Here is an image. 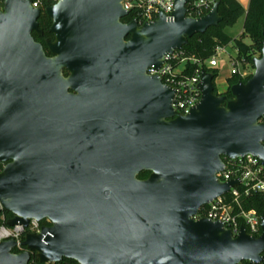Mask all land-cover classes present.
<instances>
[{"label":"water","instance_id":"95a60500","mask_svg":"<svg viewBox=\"0 0 264 264\" xmlns=\"http://www.w3.org/2000/svg\"><path fill=\"white\" fill-rule=\"evenodd\" d=\"M123 1L49 6L48 55L33 36L41 8L0 0V216L13 214L9 227L50 223L25 235L23 252L1 242L0 264L263 261L264 218L257 237L193 216L239 184L218 178L224 158L253 154L264 164V46L252 77L231 86L233 99L203 70L201 100L182 114L177 89L147 70L218 26L219 2L194 19L189 0H176L171 15L140 25L122 22Z\"/></svg>","mask_w":264,"mask_h":264},{"label":"built area","instance_id":"2783aa9c","mask_svg":"<svg viewBox=\"0 0 264 264\" xmlns=\"http://www.w3.org/2000/svg\"><path fill=\"white\" fill-rule=\"evenodd\" d=\"M42 0H32V6L40 7ZM58 2L59 0H52ZM176 0H124L123 8L128 11V16L132 14L133 20L140 25L146 22L157 20L160 14L171 15L175 10ZM215 0H193L187 4V16L190 18H201L207 15L213 8ZM132 20V21H133ZM228 50V47H217L216 53L209 60H201L195 56H188L183 49L174 50L163 57L161 67H149V75H158L166 85L177 89V94L173 101V108L182 113L188 114L190 110L201 100V81L204 66L217 68L219 58ZM237 54V53H236ZM233 68L231 76L238 74L245 78L249 75V70L244 67V59L239 60L237 56L232 57ZM188 64L197 66L193 73L187 71ZM230 76V77H231ZM264 123V114L259 119ZM264 145V142H263ZM225 168L217 176L222 182L239 180V184L232 187L227 194L218 196L206 205H203L199 212L193 216L195 221L207 218L219 221L228 229H231L234 236L240 233L241 226L244 225L247 232L259 237L262 233V216L255 209H246L243 200L253 194H264V164L262 160L248 154L238 158H224ZM5 164H3L4 166ZM42 222L31 219L28 226L16 225L9 227L6 224L0 226V243L7 240L17 242L15 250L21 252L26 248L21 244L27 233H39ZM264 256V252L262 253ZM239 264H253L249 261H242ZM264 264V260L257 263Z\"/></svg>","mask_w":264,"mask_h":264},{"label":"trees","instance_id":"16d2710c","mask_svg":"<svg viewBox=\"0 0 264 264\" xmlns=\"http://www.w3.org/2000/svg\"><path fill=\"white\" fill-rule=\"evenodd\" d=\"M193 0H189L192 2ZM219 2V12L221 15V22L216 27L209 28L205 33H199L189 38L188 43L184 46L183 50L188 56H195L201 60H209L216 53L217 47H230L237 53L239 60L244 59V67L249 70V75L245 78L238 74H234L227 79L228 89L223 93L227 95L229 99H233V95L230 91L232 85L239 81L246 82L250 79L254 73L255 58L262 56L263 42H264V0H250L247 9L238 0H215ZM55 4L52 0H42L40 8L42 14L39 18V26L44 36L39 37L35 33L33 36L36 41L42 43L47 50V44L45 38L49 41H53V34L50 33V27L52 25L51 19L45 13V10ZM244 17L243 33L240 37L233 38L228 32L227 28L233 26L237 20ZM128 21H132V14L127 18ZM248 36L251 40L250 43L245 42V37ZM197 66H191L188 64L187 71L189 74L193 73ZM204 70L211 72L214 75V84L218 77V69L210 68L207 65L204 66ZM216 87V84H215ZM215 92L218 93L217 88ZM3 164H0V171L3 169ZM150 172H142L139 177L147 178ZM243 206L246 209H255L259 215L264 218V194H253L243 200ZM13 217L10 212H4L0 216V226L6 224V221ZM43 225H49L48 221H43ZM25 237V236H24ZM20 253L21 251L15 250ZM29 264H43L33 256ZM49 264H79L76 260L64 258L57 263Z\"/></svg>","mask_w":264,"mask_h":264},{"label":"rangeland","instance_id":"374dc122","mask_svg":"<svg viewBox=\"0 0 264 264\" xmlns=\"http://www.w3.org/2000/svg\"><path fill=\"white\" fill-rule=\"evenodd\" d=\"M241 4H246L247 0H241ZM244 17L236 21V23L227 28L228 34L237 38L240 37L243 33ZM245 42L250 43L251 40L248 36L245 37ZM231 55L233 58L237 56L236 51L228 47V50L221 55L219 58L218 77L216 78L215 84L219 93H224L227 89V79L231 76V70L233 68Z\"/></svg>","mask_w":264,"mask_h":264},{"label":"flooded vegetation","instance_id":"af4514ba","mask_svg":"<svg viewBox=\"0 0 264 264\" xmlns=\"http://www.w3.org/2000/svg\"><path fill=\"white\" fill-rule=\"evenodd\" d=\"M39 8H40V7H39ZM127 17H128V16H127ZM127 17H126V18H127ZM122 22H124V23H129V22H131V21H128L127 19L123 18V19H122ZM35 34H36L37 36H39V37H43V36H44L43 32H42L41 34H37V33H35ZM54 39H55V38H54V35H53V41H54ZM45 40H46V44H47V43L49 42V39L45 38ZM43 46H44V45H43ZM44 48H45V47H44ZM45 50H46V49H45ZM46 52H47L48 55H50L48 49L46 50ZM66 74H67V73H66ZM218 93H219V92H218Z\"/></svg>","mask_w":264,"mask_h":264},{"label":"crops","instance_id":"0c3cea01","mask_svg":"<svg viewBox=\"0 0 264 264\" xmlns=\"http://www.w3.org/2000/svg\"><path fill=\"white\" fill-rule=\"evenodd\" d=\"M240 3H242L241 2V0H238ZM249 3H250V0H247V2H246V4H242L244 7H245V9H247L248 8V6H249ZM227 82V81H226ZM227 86H228V83H227Z\"/></svg>","mask_w":264,"mask_h":264}]
</instances>
